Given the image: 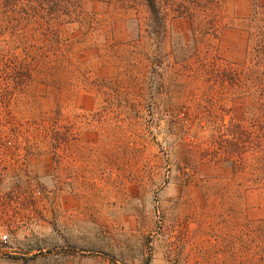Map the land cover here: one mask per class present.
<instances>
[{
	"label": "rangeland",
	"instance_id": "1",
	"mask_svg": "<svg viewBox=\"0 0 264 264\" xmlns=\"http://www.w3.org/2000/svg\"><path fill=\"white\" fill-rule=\"evenodd\" d=\"M134 1L131 15L118 18L100 0H81L93 31L57 26L52 50L37 44L34 22L0 10V264H264L244 241L247 222L264 219L263 195L213 212L215 197L200 178L216 166L199 164L186 183L175 138L164 131L168 112L176 118L185 107L191 121L199 101L210 103L203 82L175 70L174 56L195 50L190 22L159 0L166 32L153 41L148 11ZM231 4L237 17L252 13L251 0ZM208 40L197 38L201 54ZM246 43V32L225 27L217 54L242 65ZM224 110L217 113L227 123ZM232 115L244 117L242 100ZM135 117L143 125L123 138L117 121L126 127ZM180 129L169 128L172 136ZM210 133L205 126L203 137Z\"/></svg>",
	"mask_w": 264,
	"mask_h": 264
},
{
	"label": "trees",
	"instance_id": "2",
	"mask_svg": "<svg viewBox=\"0 0 264 264\" xmlns=\"http://www.w3.org/2000/svg\"><path fill=\"white\" fill-rule=\"evenodd\" d=\"M100 1L119 12L118 18L129 17V9L135 2ZM140 1L148 11V35L153 41H160L166 32V18L160 9L159 0ZM175 2L171 0L177 18L190 22L192 48L195 47L194 52L188 56H174L177 64L175 70L178 71L180 79L203 82L206 88L202 95L208 93L211 98L208 105L200 101L195 105L197 113L191 121L185 107L179 109L176 118L168 112L166 115L171 117L164 122V131L166 130L165 134L169 137L175 138L172 150L179 154L177 172L185 178L184 181L189 183L188 180L197 172L199 164L215 165V173L201 175L200 179L203 186L206 185L215 197L213 212H233L237 208V201L243 200L251 192H258L264 197V0H251L252 13L245 18L235 15L231 0H180L178 5ZM225 4H228V8H224ZM81 6V0H0V10L4 16L12 14L13 18L20 15L25 24L28 21L36 24L34 32L37 44H48L49 50H52V39L59 40L57 26L61 28L63 24L78 23L81 27L84 26V31H93L84 21L86 14L81 11ZM225 9L227 17L223 16ZM225 27H238L246 32L247 43L242 65L228 63L217 54L219 34ZM197 38L211 40V43H205V50L209 53L201 54ZM186 50L188 51L187 48ZM153 65L156 70L163 69L161 62ZM121 94L119 90L115 91L116 96ZM141 97H145V93L141 94ZM218 97L221 101L226 100L233 104V107L227 109L221 105ZM239 99L244 104L242 119L232 115L236 100ZM142 106L144 105L140 103V108H143ZM224 109L229 116L227 123L222 115L217 113L225 111ZM206 112L213 117L209 123L205 119ZM139 119L135 117V121L126 127L125 120L121 119L115 126L120 127L119 132L124 138L127 127L136 128L143 125ZM103 120L107 119L104 117ZM170 124L180 125L179 135L172 136ZM209 125L211 133L205 138V126L208 128ZM41 131L49 140V128L43 127ZM46 137L44 138L47 139ZM47 146L51 147V144L48 143ZM137 150L139 148H136ZM258 222H247L244 241L249 246L257 245L261 262L264 263V219ZM247 264L255 263L250 261Z\"/></svg>",
	"mask_w": 264,
	"mask_h": 264
},
{
	"label": "built area",
	"instance_id": "3",
	"mask_svg": "<svg viewBox=\"0 0 264 264\" xmlns=\"http://www.w3.org/2000/svg\"><path fill=\"white\" fill-rule=\"evenodd\" d=\"M6 238H7L6 236H3V237H1V240L5 241Z\"/></svg>",
	"mask_w": 264,
	"mask_h": 264
}]
</instances>
